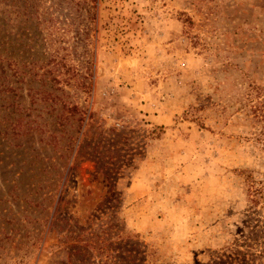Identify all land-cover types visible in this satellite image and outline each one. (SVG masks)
Segmentation results:
<instances>
[{"label":"rangeland","instance_id":"rangeland-1","mask_svg":"<svg viewBox=\"0 0 264 264\" xmlns=\"http://www.w3.org/2000/svg\"><path fill=\"white\" fill-rule=\"evenodd\" d=\"M263 188L264 0H0V264H264Z\"/></svg>","mask_w":264,"mask_h":264},{"label":"trees","instance_id":"trees-1","mask_svg":"<svg viewBox=\"0 0 264 264\" xmlns=\"http://www.w3.org/2000/svg\"><path fill=\"white\" fill-rule=\"evenodd\" d=\"M79 1L80 0H71L72 3L79 2ZM46 67H47V73L48 74H54L57 71L60 75H64L65 76V73H63L60 69L56 70V69L52 68V64L51 63L47 64ZM71 71H73L72 74H70ZM71 71H68V75H67V77L64 78V80L63 79L62 80L59 79L57 76L53 77L54 82L56 84H61V83H69V84H71L72 80H78V73L74 69L71 70ZM60 90L63 91L61 88H60ZM63 110H64V112L62 113V115L66 114L65 112H69L68 114H70V116H76L79 112H81V110L78 108L77 105H73L72 107L64 105V109ZM83 154H85V153H83ZM87 154L89 155V153H87ZM92 156L95 159V161L97 162V164H101L100 159L104 156V153H101L100 151H98L96 149L93 152ZM103 169H106V168L103 167ZM110 174L111 173L108 171L105 175L108 177V176H110ZM257 194H260V196L263 194V196H264V188L262 190H260V191H257ZM260 233H262V235H264V231H262ZM259 235H260L259 231L251 232V237L255 236V237L259 238ZM250 240H252V238H250ZM256 240H258V239H256Z\"/></svg>","mask_w":264,"mask_h":264}]
</instances>
